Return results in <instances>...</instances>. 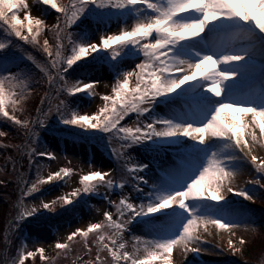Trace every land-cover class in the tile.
I'll return each instance as SVG.
<instances>
[{
	"label": "snow or ice",
	"instance_id": "snow-or-ice-1",
	"mask_svg": "<svg viewBox=\"0 0 264 264\" xmlns=\"http://www.w3.org/2000/svg\"><path fill=\"white\" fill-rule=\"evenodd\" d=\"M36 2L41 5L40 17L31 14L28 0H0V31L4 34L0 41V119L24 136L23 144L0 143V148H15L27 155L29 169L35 168L36 173L34 180L19 174L18 185L23 187L19 213L11 227L18 228L41 209L55 212L57 206L66 208L86 195L99 196L104 189L103 199L115 211L104 210L101 222L67 236L69 242L83 238L84 250L76 257L81 264H174V250L184 259L205 251V236L213 235L210 229L229 232V248L241 252L231 238L239 227L236 217L240 214L217 206L226 203L229 194L254 200L255 192L249 195L247 187L235 184L243 170L240 162L255 171L246 183L264 189V0ZM129 9L134 13L129 17L134 21L131 30L101 32L114 21L127 24L124 14ZM49 10L55 14L51 25L43 18ZM45 29L53 34V43L48 39L41 43ZM97 32L98 42H93ZM23 45L42 50L47 62H38ZM69 49L71 54L66 55ZM87 57L106 64L115 74L110 94L99 97L102 106L94 114H81L70 102L79 94L96 96L99 81L70 79L82 67L78 62ZM26 61L39 69V79ZM42 82L48 91L40 99L36 116L30 118L24 115V105ZM160 104L163 114L156 112ZM53 113L67 129H81L84 139L96 140L116 167L90 170L80 177L82 187L50 203L41 200L29 205L27 198L45 185L67 184L66 178L73 173L72 167L65 166L43 175L48 165L38 158L55 161L57 156L39 148L37 128H44ZM131 114H135L132 125L122 123ZM8 135L0 130V137ZM137 148L151 159L138 161L130 151ZM170 151L171 163L157 160ZM116 190L120 198L111 199ZM132 193L143 197L142 202L134 203ZM133 224L145 227L143 235L133 236L129 246L126 233ZM89 234L95 237V256L85 260L93 255ZM26 247L18 249L10 264H25L37 253L42 261L47 260L43 247L35 251ZM55 248L58 254L72 250L68 242H57Z\"/></svg>",
	"mask_w": 264,
	"mask_h": 264
},
{
	"label": "rangeland",
	"instance_id": "rangeland-1",
	"mask_svg": "<svg viewBox=\"0 0 264 264\" xmlns=\"http://www.w3.org/2000/svg\"><path fill=\"white\" fill-rule=\"evenodd\" d=\"M28 3L31 5V14L40 17V10H42L41 5H39L36 0H28ZM133 15V11L129 9L124 14V20L127 21V24H118L114 21L110 27L101 28V32L111 34L118 33L121 28L131 30L134 21L129 19V17ZM140 15L143 16L144 13H140ZM21 18H23V13H21ZM43 18L49 25L55 23L54 10L46 12ZM91 28L95 31V25H91ZM75 30L77 32L80 31L78 28ZM0 33L3 34L2 31H0ZM99 34V32L96 33L97 38L94 39L93 42H98ZM41 37L42 42L43 39H48L50 43H53V34L48 32L47 29H45V34ZM93 38H95V35H93ZM65 54H69V50ZM86 60L87 61L85 62L82 60L78 63L82 65V68L87 65L86 67L91 69H89L86 74L78 76L77 79L84 80L85 82H88L89 79L99 81V84L95 85L96 96L91 98L79 94V96L75 98L77 102L74 104L72 102L71 107L79 111L81 114H94L99 111L102 106V101L99 97L110 94V86L115 81V74L108 69L106 64H98L93 57H87ZM26 63L28 64V62ZM44 86L45 90L48 91V85L44 83ZM131 86L132 85H130V87ZM39 107H41V105L37 108ZM43 107L47 110V104ZM163 109L164 105L160 104L157 106L156 112L158 114H163ZM35 116L36 112L33 117ZM134 119L135 114H131V116L126 118L122 123L131 126ZM4 125H6V123ZM4 125H0V130L5 131ZM57 126L67 128V126L61 124L58 117L53 113L44 128H37V131L39 132V148L41 150L47 149L57 156V160L55 161L43 157L38 158L42 163L48 165V168L43 172V175L46 176L47 171H56L59 170L60 167L65 166L72 167L73 173L70 178H66L68 181L67 184L60 182L58 184H51V186L48 185L50 187L47 188L45 185L41 189V192L35 193L33 197L27 198L26 203L29 205H38L41 200L50 203L51 200L66 195L76 188L82 187L79 183L80 177L87 174L90 170L110 171L116 167L115 160L110 156L108 151H105L103 147L98 144L96 140L83 138V130L65 129L67 132H64L58 130ZM61 134H67L73 137L66 138L65 136H60ZM130 151L140 162H147L148 159H151L142 148ZM19 157L18 160L15 159L17 164L16 172H13V161L9 160L8 157L0 166V180L4 181V183L0 185L4 186L7 184L11 186L13 191L12 195L10 194L9 189L6 193H0V198L6 203V208L2 217L4 223L2 227L3 232L0 238V264H6V261L10 264L11 259L17 255L18 249L25 246H27L26 250L31 251H35L37 247H43L45 249V256L47 257L46 261H42L37 253L34 258H29L25 264H73L74 261L75 264H81V261L76 260V257L81 255L84 250L83 238L77 237L74 242H69L67 241V236L77 228L81 229V231H85L91 223L101 222L104 219L102 215L104 210L115 211L107 204V201L103 199L104 189H101V195L99 196L86 195L83 200L74 203V205L66 206V208L59 206L60 209L55 212L41 209L34 217H29L25 221L20 222L24 223L22 225L23 232L18 240L15 241L14 249H16V252H10V243H8V240L12 235L11 229L13 228L11 227V224L14 220L15 211L17 215L19 213L17 204L21 196L20 188L23 187V185H18L19 174L21 172L25 173L26 170L29 169L27 155L19 153ZM21 160H23V163L20 162ZM157 160L162 164L165 163V161L171 163L173 161L171 151L163 160L159 157H157ZM69 162L71 163L69 164ZM238 166L243 169V178L242 182L236 183V185L247 187L246 190L249 192V195H252L255 192L254 200L248 201L244 200L243 197L229 194L228 201L217 207L225 210H232L240 214L236 217L239 222V227L236 228V235H234L235 237L233 236V241L237 247L242 249V251L236 252L234 249H230L227 241H224V237H226L229 232L213 229V235L205 237L208 241V243L203 245L205 251L199 255L189 254L187 259H184L178 251L174 250V264H264V241L263 246L257 245L262 242V239H264V220L257 216H252L250 212L253 207L264 209V201L260 200V197L264 195V189H261L258 185L253 186L246 183L253 175H255V171L250 164L240 162ZM155 171L156 169L153 166V173H155ZM35 178L36 173L32 174L30 179L34 180ZM257 178L259 177L257 176ZM126 191H130V189H126ZM132 195L136 197L133 201L134 203L138 204L142 202L143 197H140L139 194L132 193ZM119 198V190L111 193V199L118 200ZM204 203L207 205L208 202ZM15 208H17V210ZM1 209L2 208L0 207V213L3 211ZM59 212L62 213L61 215H58V218H62V220H52L51 223L45 221L47 217L54 216L53 214L57 213L60 214ZM67 212L68 214L66 215ZM34 219H37V222H29L30 220L35 221ZM144 227L143 224H133L130 226L129 232L126 233V240L129 242V246L133 236L143 235ZM240 239L245 240L244 245L239 244ZM57 242L70 243L72 250L68 253L58 254L59 250L55 248ZM88 245L93 248V255L92 257L85 256V260L94 259L95 256V237L93 234H89ZM251 248L253 250H251ZM10 255L14 256L11 258Z\"/></svg>",
	"mask_w": 264,
	"mask_h": 264
},
{
	"label": "trees",
	"instance_id": "trees-1",
	"mask_svg": "<svg viewBox=\"0 0 264 264\" xmlns=\"http://www.w3.org/2000/svg\"><path fill=\"white\" fill-rule=\"evenodd\" d=\"M3 39H4V34L0 33V41H2ZM40 40H41V43H43L42 42V37H40ZM19 43L23 44V42H19ZM23 47L25 48L26 52L30 53L31 55H33L38 62H40L42 64L47 62V60H46L47 55L45 53H43L42 50H40L39 48H33L30 45H23ZM9 51L14 53V54H16V55H20L21 54L17 49H10ZM69 54H70V49H69ZM26 62H28V66L31 67L35 73L38 74L37 75V79H39V77L42 75V74L39 73V69H35V67H33V65H31L30 61H26ZM89 69H91V68H89V67H83V68L81 67V68H79L77 71L72 73V76L70 77V79L73 80V81L76 80L78 78V76L86 74ZM44 90H45L44 82H42V83H40V84L35 86V91L28 98V100L26 101V103L24 105V108H25L24 115H26V116H28L30 118L34 116V114L36 112V108L41 105L40 104V99L43 97V95H44V93L46 91V90L45 91ZM75 98L76 97L70 98L71 106H72V102H73V104L75 102H77V100ZM17 114L20 115L19 113H17ZM5 123H6V125H4ZM1 124L4 125L5 131L7 133H9V135L7 137H0V143L9 144V142H10V144H23V141H24L23 132L18 131L15 127H13V125L8 123V121L5 120V119H0V125ZM58 130L67 132L65 129H61V128H59ZM7 157L8 158L11 157L12 161H15V159L18 160L19 152H17V150L15 148H7V149L0 148V166H1V163L4 162ZM20 162L23 163V160H21ZM7 164H8V162H7ZM25 174H26V178L30 179L32 177V174H35V168H34V170H33V168L31 170L27 169ZM6 185H4V186L0 185V193H6L8 191V189H9L10 194L12 195L13 191L11 189V186H9V185L6 186ZM45 187L47 188L48 185H46ZM260 200L264 201V195H262L260 197ZM0 207L2 208L1 210H3L0 213V238H1V235H2V232H3V228L2 227H3V223H4L2 217L4 215L3 212H4L5 208H6V203L1 198H0ZM58 209H60L59 206H57L56 211ZM74 209H76V208H74ZM250 212H251L252 216H257V217H259V218L264 220V209H262L260 207L259 208H254L253 207V208H251ZM59 213L60 214L57 213V214H53L54 216L47 217L45 221H48L49 223H51L52 220H60V219L62 220V218H60V219L58 218V215H61L62 212H59ZM67 214H68V212L66 213V215ZM34 220L35 221H33V222H37V219H34ZM22 225H23V223H20L18 228L11 229L12 235L9 238V240L11 241L10 246H9L10 252H13V251L16 252V249H14L15 248L14 244H15V241L18 240V238L21 236V234L23 232ZM261 241L262 242L258 243L257 245L263 246L264 239H262ZM251 250H253V249L251 248ZM13 256L14 255H10L11 258ZM244 264H251V263H244Z\"/></svg>",
	"mask_w": 264,
	"mask_h": 264
},
{
	"label": "bare ground",
	"instance_id": "bare-ground-1",
	"mask_svg": "<svg viewBox=\"0 0 264 264\" xmlns=\"http://www.w3.org/2000/svg\"><path fill=\"white\" fill-rule=\"evenodd\" d=\"M242 178H243V171H242V174L236 178V180H235V184H236V183H240V182H242ZM210 230H211L212 232H214L213 229H210ZM234 231H236V229H235ZM229 235H230V234H227L226 237H224V241H225V240H226V241L228 240ZM235 235H236V232H235ZM205 237H210V236H207V235H206ZM234 237H235V236H234ZM231 238L233 239V236H232Z\"/></svg>",
	"mask_w": 264,
	"mask_h": 264
}]
</instances>
